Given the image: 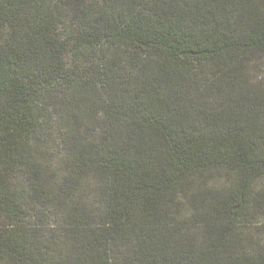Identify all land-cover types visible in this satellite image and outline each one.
I'll use <instances>...</instances> for the list:
<instances>
[{"label": "trees", "instance_id": "1", "mask_svg": "<svg viewBox=\"0 0 264 264\" xmlns=\"http://www.w3.org/2000/svg\"><path fill=\"white\" fill-rule=\"evenodd\" d=\"M262 58L264 0H0V264H264Z\"/></svg>", "mask_w": 264, "mask_h": 264}, {"label": "rangeland", "instance_id": "2", "mask_svg": "<svg viewBox=\"0 0 264 264\" xmlns=\"http://www.w3.org/2000/svg\"><path fill=\"white\" fill-rule=\"evenodd\" d=\"M252 77L254 82H264V58L258 61L257 66L253 69L252 71ZM225 177L221 178V180L217 183V187H225ZM264 191V177L260 178L257 181L256 184V192H263ZM93 198V196H92ZM94 201V198L91 200ZM57 218L53 217L52 218V224H57ZM259 225H256L255 228H263L264 229V212L261 213L257 219ZM260 226V227H259ZM262 230V229H261ZM261 230H257L258 232H261ZM260 238L264 239V233L260 235Z\"/></svg>", "mask_w": 264, "mask_h": 264}]
</instances>
